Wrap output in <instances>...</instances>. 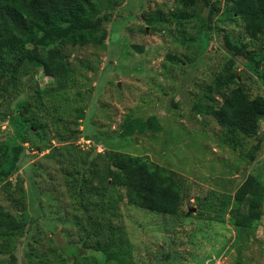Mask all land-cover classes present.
Listing matches in <instances>:
<instances>
[{
  "label": "rangeland",
  "instance_id": "obj_1",
  "mask_svg": "<svg viewBox=\"0 0 264 264\" xmlns=\"http://www.w3.org/2000/svg\"><path fill=\"white\" fill-rule=\"evenodd\" d=\"M209 1L187 11L186 0H101L85 29L92 41L76 43L73 25L39 35L51 47L69 37L71 72L63 81L29 66L19 92H0V205L28 215L22 230L0 237V264H73L64 254L73 244L83 248L79 264H264V204L256 228L229 220L246 208L235 196L248 176L264 184V120L233 147L205 111L223 104L205 96L232 59L248 96L264 97V32L244 39L229 0ZM228 34L245 45L242 55L227 47ZM129 113L157 117L163 130L122 137ZM116 155L174 172L180 213L130 204L115 184ZM21 191L26 201H6Z\"/></svg>",
  "mask_w": 264,
  "mask_h": 264
},
{
  "label": "trees",
  "instance_id": "obj_2",
  "mask_svg": "<svg viewBox=\"0 0 264 264\" xmlns=\"http://www.w3.org/2000/svg\"><path fill=\"white\" fill-rule=\"evenodd\" d=\"M200 2L210 5L209 0H186L185 8L188 11ZM228 3L231 4V12L243 24L244 39L254 40L264 32V0H229ZM101 7V0H0L1 94L19 92L23 88V78L30 73L29 66L42 67L47 76L66 81L71 68L63 55V43H70L71 40L67 37L60 46L51 47L49 42H42L38 37L73 25L81 31L76 43L92 41V32L85 29L101 13ZM192 18L187 13L181 17L185 20L183 23ZM225 42L235 55H242L245 47L243 42H236L229 34ZM250 55L255 61V55ZM234 66L235 61L229 60L205 96L207 101L212 102L209 95L215 93L223 100V104L216 109L208 106L205 111L226 130V142L237 147L239 135L251 137L259 132L260 122L264 120V97L248 96L237 81L238 72ZM255 69L257 72L259 66H255ZM261 77L264 79V74ZM226 90H229L228 95L223 93ZM162 130L163 126L157 117L144 120L132 113L125 115L120 125L122 137L148 132L160 133ZM111 159L117 170L115 184L125 187L130 204L164 215L175 216L180 213L182 196L174 172L131 155H116ZM21 200L26 201L24 191L18 195L10 193L6 201L16 203ZM235 200L240 205L245 204L246 208L232 210L230 223L238 229L256 228L262 218L264 184L255 176H248L236 192ZM27 219L24 209L12 212L10 208L0 205V237L19 232L26 226ZM82 251L80 245L73 244L64 254L69 260H73V264H79L81 262H78L77 256ZM107 252L106 250L104 253L110 255ZM83 261L84 264H100L96 258L91 262L87 258ZM43 263L40 258L31 259L29 264Z\"/></svg>",
  "mask_w": 264,
  "mask_h": 264
}]
</instances>
